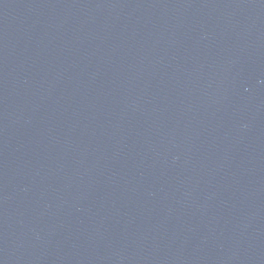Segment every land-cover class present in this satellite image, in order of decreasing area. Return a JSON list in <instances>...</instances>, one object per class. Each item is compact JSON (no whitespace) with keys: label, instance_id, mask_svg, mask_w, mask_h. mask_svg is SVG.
<instances>
[{"label":"water","instance_id":"obj_1","mask_svg":"<svg viewBox=\"0 0 264 264\" xmlns=\"http://www.w3.org/2000/svg\"><path fill=\"white\" fill-rule=\"evenodd\" d=\"M0 264H264V0H0Z\"/></svg>","mask_w":264,"mask_h":264}]
</instances>
